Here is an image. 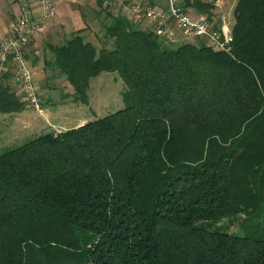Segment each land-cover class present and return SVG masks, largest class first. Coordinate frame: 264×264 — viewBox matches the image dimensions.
Segmentation results:
<instances>
[{"label":"trees","instance_id":"obj_1","mask_svg":"<svg viewBox=\"0 0 264 264\" xmlns=\"http://www.w3.org/2000/svg\"><path fill=\"white\" fill-rule=\"evenodd\" d=\"M233 14L228 49L124 9L99 48L79 29L47 42L73 100L110 71L124 106L0 151V264H264V0ZM9 71L0 112L25 102Z\"/></svg>","mask_w":264,"mask_h":264},{"label":"rangeland","instance_id":"obj_2","mask_svg":"<svg viewBox=\"0 0 264 264\" xmlns=\"http://www.w3.org/2000/svg\"><path fill=\"white\" fill-rule=\"evenodd\" d=\"M235 1L224 0L223 6L232 20ZM103 2L102 0H85L83 3H77L83 5L84 10L82 17L84 27H82L81 32L97 48L103 45V41L106 38L104 36V29L101 26L104 14L108 11L123 12L124 4L128 5L135 1L122 0L119 4L113 3L111 6L107 5L110 9H107ZM214 12L219 11L215 10ZM212 15L214 16V13ZM220 16L222 17L221 13ZM206 17L212 16L207 15ZM41 32L42 34L39 39H32L29 44V46H32H28L29 48L36 46L38 49V53H34L35 58L32 63L35 70H32V73L37 86L39 108L25 101L23 109L20 111L0 112V151L5 147L21 144L40 133L59 131L61 128L83 123L85 120L94 119L124 106L122 99L123 81L116 72L110 71H103L99 75L92 77L87 90V103L73 100V88L65 75L60 73L59 69H52L45 64L46 59L50 58L51 52L47 48V42H49V39L46 37L47 31L46 33L44 31ZM184 33L188 34V32ZM68 34L71 35V33ZM178 34L181 33L179 32ZM188 36L192 40L198 39L195 40L196 42L194 41L195 43L202 42L196 34H189ZM61 40L62 35H59L50 42H60ZM31 67L33 66L31 65ZM9 72L5 76V80L6 82H14L16 79L12 66H10ZM7 84L12 90L17 92V85H13V83L11 85ZM19 96L21 97L20 94ZM58 123L62 124L57 127L55 124ZM225 222L227 225L229 224L228 221ZM237 225L238 223L229 224L228 230H236Z\"/></svg>","mask_w":264,"mask_h":264},{"label":"built area","instance_id":"obj_3","mask_svg":"<svg viewBox=\"0 0 264 264\" xmlns=\"http://www.w3.org/2000/svg\"><path fill=\"white\" fill-rule=\"evenodd\" d=\"M20 3V13L12 23L9 31L0 37V75L12 66L15 79L21 90V97L30 105L39 108L37 86L33 79L32 69L25 57L28 43L41 31L45 23L53 18L57 6L66 0H39L37 11L30 9L25 0H16ZM74 3H83L85 0H68ZM105 3L122 0H102ZM214 10H221L223 0H204ZM127 14L135 19L144 16L154 31L170 42L177 41L175 29L182 32H191L209 38L215 48H229L232 40L231 31L225 27L214 28L213 22L206 16H192L183 9L180 0H166V7L156 8L150 3L140 1L124 4Z\"/></svg>","mask_w":264,"mask_h":264},{"label":"crops","instance_id":"obj_4","mask_svg":"<svg viewBox=\"0 0 264 264\" xmlns=\"http://www.w3.org/2000/svg\"><path fill=\"white\" fill-rule=\"evenodd\" d=\"M133 1H140L142 3H150L152 6L156 8H161V9L166 7V0H133ZM183 1L184 0H182V5H183ZM25 2H28V4L30 5V9L33 11H37L40 7L39 0H25ZM223 3H225L224 0H223ZM234 5H233V8H234ZM185 10L195 17L210 15L212 17H208V18L211 19L213 24L218 21L217 22L218 26L223 25L229 28V30L232 28V25L234 23V15H233V20H232L229 17V14L224 10V7H222V9L219 10V12H214L215 10L213 8L210 11H206L204 9L197 7L194 4L189 3L188 5H185ZM83 11H84L83 5H79L77 3L70 2L68 0L59 4L57 6L56 15L53 18L49 19L45 23V26L43 28V31L45 33L47 31L46 37L47 39H49V42L52 41V39H54L55 37H58L59 35H62V39H63L64 37L70 36V34L68 33L72 34L74 31L78 29L82 31V27H84V20L82 18L83 13H84ZM19 13H20V3L18 1L0 0V37L9 31L12 23L17 19ZM212 13H214V16L212 15ZM220 13L222 17L220 16ZM144 22L146 24H149L148 21L143 19L141 23L144 24ZM41 34L42 32L37 34L34 39H39ZM31 46L32 45H30L29 47ZM29 47H27L26 49L25 56L29 60L31 65L33 66L32 70H35L34 64L32 62L35 58L34 55L38 53V49L36 48V46H33L34 48H29ZM7 83H9L10 85L12 83L13 85L14 84L17 85V93L21 95V90L16 80L14 82L8 81ZM61 124L62 123H58L55 125L59 127ZM68 127L61 128V130L68 128Z\"/></svg>","mask_w":264,"mask_h":264}]
</instances>
